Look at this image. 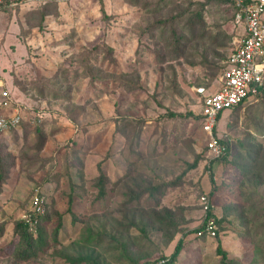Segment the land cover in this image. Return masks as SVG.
Returning a JSON list of instances; mask_svg holds the SVG:
<instances>
[{"label":"rangeland","instance_id":"obj_1","mask_svg":"<svg viewBox=\"0 0 264 264\" xmlns=\"http://www.w3.org/2000/svg\"><path fill=\"white\" fill-rule=\"evenodd\" d=\"M237 2L104 0V19L99 0H0V83L24 117L0 138V264H150L182 237L174 264H264V98L223 113L231 154L219 165L197 119L245 36ZM182 12L177 43L170 22ZM207 195L219 231L200 241L189 233ZM36 196L42 243L23 260L17 225Z\"/></svg>","mask_w":264,"mask_h":264},{"label":"built area","instance_id":"obj_2","mask_svg":"<svg viewBox=\"0 0 264 264\" xmlns=\"http://www.w3.org/2000/svg\"><path fill=\"white\" fill-rule=\"evenodd\" d=\"M238 7L245 18V36L228 58V67L218 89L207 95L203 107L202 129L207 136L208 155L212 160L220 159L224 150L216 135L219 116L240 104L254 100L264 87V0H253L246 4L238 0ZM24 122L23 114L16 106L10 91L0 83V136L19 129ZM205 212V233L217 235L214 206L208 196L202 197ZM45 213L44 202L36 196L32 210L24 222L34 230ZM203 233H199L201 236ZM152 262L150 264H164Z\"/></svg>","mask_w":264,"mask_h":264},{"label":"trees","instance_id":"obj_3","mask_svg":"<svg viewBox=\"0 0 264 264\" xmlns=\"http://www.w3.org/2000/svg\"><path fill=\"white\" fill-rule=\"evenodd\" d=\"M7 1H9V0H7ZM13 1L15 3H23L24 0H13ZM99 1L101 3V8H102V11H103L104 19H107L108 17H107L106 12H105L104 0H99ZM163 1H164V3L162 5H160V6L166 7L167 0H163ZM244 1H245L246 4H249L253 0H244ZM130 3L134 7H143L144 6V4H143L144 0H130ZM195 6H196V8L192 10V15H191L192 16V25L195 28L204 27L205 26V16H206L207 5L202 3V2H199V3H196ZM1 7H2V4H0V9H1ZM161 9L164 10V8H161ZM48 15H50V14L47 12V9L44 8L43 9L42 19H45V17H47ZM187 16H188V14L186 12H182L180 14H177V16H174L172 18V21L170 22V24L173 26V28H172L173 38L175 39V41L177 43H179V41H180V39L182 37L180 35V31H179V27L181 25V21L180 20L183 19V18H187ZM159 21H160V25H162V26H166L167 24H169L168 23L169 19H160ZM227 67H228V59L222 65V74L220 76V81L222 80L223 74L226 71ZM216 68L220 69V66L219 67L216 66L215 69ZM213 92H215V91H213ZM213 92L211 91V92H209V94H211ZM205 98H206V96L205 97L203 96L202 101H201V106H200V114H199V116H197V119H199L198 122H199V126H200L201 131H203V129H202V121H203L202 112H203ZM263 98H264V87H261L260 90H259L258 95L255 97L254 100L263 99ZM254 100H251V101H248L246 103L240 104L239 106L235 107L234 109L229 110L228 111L229 114L231 115V113L241 110L245 105L253 103ZM229 114H228V116H229ZM178 116L182 117V118L186 117L183 114H180ZM222 116H223V114H221L219 116V124H220ZM23 123H22V125H21V127L19 129L13 130L11 133L18 132L22 128ZM232 123L234 124V122H232ZM228 126H229V124H228ZM230 126H232V128H233V125H230ZM234 127L237 128V125L236 126L234 125ZM229 130H231V129H229ZM216 135L219 138V141H220V143H221V145L223 147L224 153H223V156L220 159L213 160L211 162V164L219 165L221 162L222 163L226 162L227 158L231 154V145L229 143L231 138L227 134L226 135L225 134L224 135H220L218 127L216 129ZM1 137L2 136H0V138ZM205 149H206V152H208L207 142L205 143ZM204 159H205V156H203V155L199 156L195 160V162L189 166L190 169H197L204 162ZM246 162H247V159L244 161V163L246 164ZM241 167H243V166H241ZM208 170H210V169H208ZM214 171H215L214 167H212V170H210V172H211L210 178H211V182H212L213 186L215 185L214 174H213ZM249 173H250L249 171L247 173L246 170H244V171L241 172V175L242 176H246ZM103 181H104V179L102 177L101 181H100L101 182V185H100L101 187L104 184ZM2 185L3 184L0 182V195L2 193ZM214 189H215V187H214ZM208 197L210 198V196H208ZM42 218L44 219L45 216L44 217H40L38 225L36 226V228L34 230H30V227L25 222H21V223H19L17 225V229L23 231V233H24L23 238H22V242L18 246L19 247L18 249L20 251V257L23 260H29V259H31V258H33V257H35L37 255L36 247H39V244L42 243L39 240L41 238V236H42L41 232L39 231V226H40V223L42 221ZM201 224H202L201 228H199L197 230H194V231H191L189 234H194L195 235V239H198L200 241H203L206 238L207 239H215L217 235L215 237H210L209 235H207V233H205V226H206L205 219L203 220V222H201ZM218 225H219V222L217 223V220H216V231H219ZM199 233H203V234L201 236H199ZM184 246H185V240H184V237H182V239H180L178 244L176 245L174 253L172 254L171 259L169 261H171L174 264L176 262V260L178 259V257L181 255ZM216 252H217L218 255H220L222 257L223 261H227L228 255L224 251L221 243H218L217 248H216ZM78 259H80V261H83V259H85V258L82 256V257H80ZM162 261L165 262L164 264H167L168 260L160 259V260H156L154 262L158 263V262H162Z\"/></svg>","mask_w":264,"mask_h":264}]
</instances>
